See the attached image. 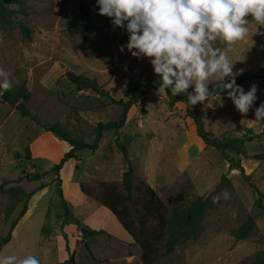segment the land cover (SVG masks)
Listing matches in <instances>:
<instances>
[{
    "label": "rangeland",
    "instance_id": "obj_1",
    "mask_svg": "<svg viewBox=\"0 0 264 264\" xmlns=\"http://www.w3.org/2000/svg\"><path fill=\"white\" fill-rule=\"evenodd\" d=\"M24 2L27 14L17 15L30 30L29 38L22 35L14 15L0 4V68L8 73L12 85L25 79L31 93L26 104L37 120L20 114L11 102L0 100V236L6 234L21 208L23 194L43 186L26 199V210L16 220L0 253L33 254L43 264L62 261L69 253L75 264H142L139 245L97 200L81 195L84 193L78 184L80 181L91 192L101 181L121 187L126 165L116 137L127 149L139 190L144 184L152 187L167 210L174 200L183 206L198 195H206L222 173L230 180V187L222 189L228 191L229 199L214 203L211 198L198 234L158 256L152 264H245L264 253V202L257 208L255 194L240 172L230 168L213 147L202 143L192 119L184 113L185 105L181 101L168 105L166 94L158 91L156 76L154 88L148 90L146 99L130 107L123 126L103 131L96 149L76 150L79 161L73 162L74 167L63 164L59 185L48 171L37 180H27L29 173L52 166L32 156L36 146L33 140L46 131L42 123L59 121L71 137L90 143L96 123L114 120L120 112V105L107 98L77 89L63 75L65 70L94 77L118 99L125 98L151 65L150 58L137 59L126 49L119 50L127 43L128 34L121 27H113L111 18L98 14L95 0ZM79 3L89 9L98 28L70 34L67 25ZM248 27L249 36L234 43L229 52L233 71L264 70V25H256L249 18ZM214 46L224 47L219 41ZM208 82H216V78L210 77ZM252 83L257 86L258 99L246 114L236 111L224 90L192 105L201 114L209 135L247 136L264 127L253 121L254 108L264 100V80L237 84L247 91ZM229 153L264 194V157H252L264 154V135L239 143L238 149ZM58 187L65 202L58 195ZM247 214L255 218L254 229L246 238L235 240L231 231Z\"/></svg>",
    "mask_w": 264,
    "mask_h": 264
},
{
    "label": "trees",
    "instance_id": "obj_2",
    "mask_svg": "<svg viewBox=\"0 0 264 264\" xmlns=\"http://www.w3.org/2000/svg\"><path fill=\"white\" fill-rule=\"evenodd\" d=\"M0 4L8 14L14 15L22 35L29 38L30 30L21 22L20 17L17 15L27 14L24 0H0ZM10 5H15L16 7L12 8ZM97 28L98 24L92 19L89 9L83 3H79L69 19L67 31L70 34H85ZM63 75L77 89L95 92L99 96L107 98L110 103L120 105L121 109L114 120L106 122L99 121L96 123L93 129L94 138L90 143L84 141L82 138L71 137L59 121L41 124L44 130L50 131L56 137L67 141L70 145L69 149L47 170L53 173L54 177L52 180H56L58 185L60 184L59 171L64 162L70 158L76 159L75 152L78 149L85 147L96 149L103 131L108 129L118 130L123 126L127 121L130 107L139 100L146 99L148 90L154 88L153 81L155 76L151 68L143 79L134 82L125 98L115 99L94 77L76 73L72 70H65ZM226 80L227 79H225V81ZM251 80H264V70L249 69L241 72V74L236 77V83H244ZM216 83L217 82H212L209 84V89L211 91L210 95H214L220 91V89L216 87ZM25 84L26 81L24 79L20 83L13 85L10 90L4 92V94L0 96V100L12 102L14 108L18 110L20 114L37 120L36 114L32 113L26 104L30 99L31 93ZM188 91H192V88L190 87ZM166 96L169 106L173 105L176 101H181L185 105L184 113L192 119L196 135L201 139L204 145L213 147L218 155L228 162L230 168L240 172L244 181L255 194V206L260 208L264 202V194L258 190L250 174L244 172L240 161L234 159L229 153V150H237L239 143L264 135V127L259 132L247 136L229 137L209 135L204 127L201 114L193 110L192 105L186 103V95H177L174 97L171 94H167ZM116 144L120 149L126 165L121 174V187L112 182L101 181L97 184V189L94 192L88 191L81 182L79 183V188L85 195L92 196L93 199L97 200L106 208L131 239L139 245L142 264H152L158 256L172 252L182 241L193 238L198 234L201 229L203 211L209 205L213 195L219 193L223 188L230 187V180L225 173H222L216 186L206 195H198L183 206L176 205V200H174L170 210H167L152 187L139 183L142 185V189L139 190V185H136L134 182L135 175L133 165L127 155V149L123 143L118 141L117 137ZM252 157L259 160L264 157V154L255 153ZM42 174H44V172H31L26 175V177L27 180H37ZM42 186L43 185H39L37 188L39 189ZM36 189L23 194L24 201L21 208L17 215L11 220L6 234L0 236V249L10 239L12 227L16 220L21 217L26 210V199L35 192ZM57 192L61 200L65 202L59 187ZM138 194H142L144 197L139 199ZM12 209L13 207H11L9 211ZM254 226L255 218L247 214L239 225L231 231V235L235 240H242L251 233ZM97 231L102 232L103 230L98 229ZM49 264H75V262L73 254L69 253L66 259ZM245 264H264V253L255 255Z\"/></svg>",
    "mask_w": 264,
    "mask_h": 264
},
{
    "label": "clouds",
    "instance_id": "obj_3",
    "mask_svg": "<svg viewBox=\"0 0 264 264\" xmlns=\"http://www.w3.org/2000/svg\"><path fill=\"white\" fill-rule=\"evenodd\" d=\"M95 4L99 15L127 32L121 52L126 49L137 59L150 58L159 92L186 95V103L195 105L208 99V81L215 77L216 87L225 91L236 111L246 114L253 108L257 86L252 83L245 91L236 83L242 70L233 71L229 52L234 43L249 36V18L264 25V0H95ZM217 41L224 47L214 46ZM12 86L8 73L0 68V96ZM253 115L255 123L264 124V100ZM229 195L221 190L212 201L227 200ZM0 264H40V260L33 254L0 253Z\"/></svg>",
    "mask_w": 264,
    "mask_h": 264
},
{
    "label": "crops",
    "instance_id": "obj_4",
    "mask_svg": "<svg viewBox=\"0 0 264 264\" xmlns=\"http://www.w3.org/2000/svg\"><path fill=\"white\" fill-rule=\"evenodd\" d=\"M33 141L36 145L34 148V151H32L33 158H39V159L42 158V159L47 160L49 163L48 166H50V164L53 165V163H55L60 158V156H62V154L65 151H67L70 147L67 141L63 139H59L58 137L54 136L50 131H44L38 134V136ZM49 152H56L57 154L55 153L51 154ZM53 154L55 155V157L52 158L50 155H53ZM75 154L77 155L76 152ZM76 161H79L78 156H76V159L70 158L66 160L64 163H68L69 167H74L75 163L73 162H76ZM47 170H39V172H43ZM72 176H73V172L71 173V178ZM79 183L80 181L78 182V184ZM81 195L84 196L85 194L81 193Z\"/></svg>",
    "mask_w": 264,
    "mask_h": 264
},
{
    "label": "water",
    "instance_id": "obj_5",
    "mask_svg": "<svg viewBox=\"0 0 264 264\" xmlns=\"http://www.w3.org/2000/svg\"><path fill=\"white\" fill-rule=\"evenodd\" d=\"M11 105H14V104L11 102Z\"/></svg>",
    "mask_w": 264,
    "mask_h": 264
},
{
    "label": "bare ground",
    "instance_id": "obj_6",
    "mask_svg": "<svg viewBox=\"0 0 264 264\" xmlns=\"http://www.w3.org/2000/svg\"><path fill=\"white\" fill-rule=\"evenodd\" d=\"M66 187V186H65ZM66 192V191H65Z\"/></svg>",
    "mask_w": 264,
    "mask_h": 264
}]
</instances>
